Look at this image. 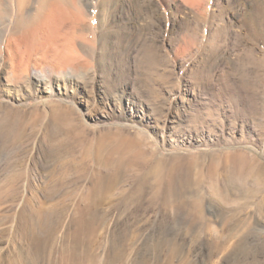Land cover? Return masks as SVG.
I'll use <instances>...</instances> for the list:
<instances>
[{
    "label": "rangeland",
    "instance_id": "1",
    "mask_svg": "<svg viewBox=\"0 0 264 264\" xmlns=\"http://www.w3.org/2000/svg\"><path fill=\"white\" fill-rule=\"evenodd\" d=\"M3 10L0 264H264V0Z\"/></svg>",
    "mask_w": 264,
    "mask_h": 264
},
{
    "label": "bare ground",
    "instance_id": "2",
    "mask_svg": "<svg viewBox=\"0 0 264 264\" xmlns=\"http://www.w3.org/2000/svg\"><path fill=\"white\" fill-rule=\"evenodd\" d=\"M4 2H2L0 5L3 7V9L5 10V9H9V7H11L12 9H13V6H14V0H3ZM16 1H18V0H16ZM37 1V0H36ZM30 4V3H29ZM21 5H22V9H23V11L25 10V11H28V9L25 7V5H24V3H21ZM32 6V5H31ZM3 10V11H4ZM32 10V9H31ZM260 24V23H259ZM1 26V25H0ZM27 31H29V30H27ZM27 31H26V33H27ZM3 32V29H1L0 28V34ZM16 36V38H14ZM17 35V33H15V32H13L12 34H10L9 35V37L5 40L6 41V44L8 43V44H11V41H13V40H15V39H22V36H18ZM1 40V39H0ZM15 41H17V40H15ZM49 43V42H48ZM6 46H8V45H6ZM0 47H1V45H0ZM2 50H3V48H2ZM15 52V51H14ZM58 54H61L60 56H63L62 58H64V60L63 61H61V67L62 66H67L68 65V62H67V58H66V54L64 55V54H62L61 52H57ZM6 54V53H5ZM15 54V53H14ZM46 54V53H45ZM48 54V53H47ZM8 56H10L11 57V54H10V51H9V55ZM15 56V55H14ZM65 56V57H64ZM19 57V56H18ZM3 58V57H2ZM15 58V57H14ZM12 59V58H11ZM67 59V60H66ZM13 60V59H12ZM4 63L2 60L0 61V63ZM15 60L11 63L12 64V67H11V70H10V74H11V77H12V79H14V80H18L19 78H22V79H27V81H28V79L30 78V76H29V73L27 72V70L26 69H22L21 70V74H22V77H19V69L14 65L15 63ZM42 62V61H41ZM41 64V63H40ZM44 64H46V65H44V66H41V70L38 72V70L36 69V67H35V70H34V73H32V75L34 74H37V72L40 74V76H43V74L42 73H46L47 74V77H46V79H48L49 80V78H50V74H52V71H53V69H52V67L50 66V65H48L47 63H44ZM36 65V64H35ZM42 65V64H41ZM4 66V65H3ZM21 66V65H20ZM2 67V66H1ZM40 68V67H39ZM38 68V69H39ZM59 70H60V72H63L64 70L63 69H60L59 68ZM29 71V70H28ZM57 72V71H56ZM60 75V74H59ZM59 77V76H58ZM26 83V82H25ZM47 83H49V82H47ZM33 84V83H32ZM18 85V84H17ZM46 85V84H45ZM99 138V137H98ZM99 144H101V143H99ZM98 144V146H100ZM102 146V145H101ZM98 148V147H97ZM237 155V154H236ZM234 156H235V154H234ZM237 157H242V155L240 156H238L237 155ZM228 158V157H227ZM235 158H236V156H235ZM194 159V158H193ZM238 159V158H237ZM247 159V158H246ZM188 160V159H187ZM192 160V159H191ZM238 160H242V158L241 159H238ZM245 160V159H244ZM243 160V161H244ZM198 161V160H197ZM227 161H228V159H227ZM227 161H226V163H227ZM243 161H242V163H243ZM183 162H184V160H183ZM188 162V161H187ZM186 162V163H187ZM190 162V161H189ZM238 162V161H237ZM240 162V161H239ZM247 162H248V160H247ZM246 162V163H247ZM185 163V162H184ZM183 163V164H184ZM245 163V166H243V167H245V169H246V164ZM182 164V163H181ZM182 164V165H183ZM239 165V164H238ZM240 165H242V164H240ZM244 165V164H243ZM249 165H250V163H249ZM178 166V164L176 165V167ZM180 166V165H179ZM178 166V167H179ZM177 167V168H178ZM227 167V166H226ZM250 167V166H249ZM169 168V167H168ZM173 168V167H172ZM248 168V167H247ZM242 169V168H241ZM244 169V168H243ZM249 169V168H248ZM155 170H157V169H155ZM174 170V169H173ZM171 171V170H170ZM238 171H240V169L238 170ZM244 172H242V174H243ZM156 174V173H155ZM245 174V173H244ZM152 175H153V173H152ZM170 175H171V172H170ZM173 175V174H172ZM151 176V175H150ZM154 176V175H153ZM152 176V177H153ZM159 177V176H158ZM154 178V177H153ZM192 178V177H191ZM194 179V178H193ZM174 179H172V181H173ZM190 182H192V185L194 184L193 183V181L192 180H190L189 181V188L191 187V184H190ZM98 185V184H97ZM196 185V184H195ZM193 188V187H192ZM194 188H196V187H194ZM98 190V186H97V189H96V191ZM190 190V189H189ZM196 203V202H195ZM195 204H193V206H194ZM191 206H192V204H191ZM191 208V207H190ZM199 213V212H198ZM196 214H197V212H196ZM197 220V219H196ZM199 220H200V218H199ZM198 221V220H197Z\"/></svg>",
    "mask_w": 264,
    "mask_h": 264
}]
</instances>
